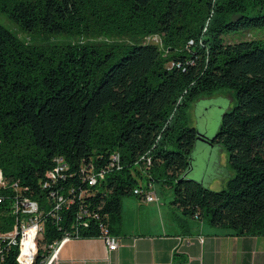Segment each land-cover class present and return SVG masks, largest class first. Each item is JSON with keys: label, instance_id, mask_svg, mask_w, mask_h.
<instances>
[{"label": "trees", "instance_id": "trees-1", "mask_svg": "<svg viewBox=\"0 0 264 264\" xmlns=\"http://www.w3.org/2000/svg\"><path fill=\"white\" fill-rule=\"evenodd\" d=\"M0 11L29 32L127 37L42 47L0 23V264H17L6 237L16 196L41 209L31 264H43L65 231L117 233L120 197L133 194L135 161L146 153L145 184L167 183L183 215L264 236V36L254 28L264 26V0H0ZM220 86L235 103L210 142L224 148L232 173L212 189L187 175L198 139L185 118L193 99ZM113 151L120 167L86 185L89 163L97 169ZM60 156L67 168L50 179ZM59 193L72 200L51 215Z\"/></svg>", "mask_w": 264, "mask_h": 264}, {"label": "crops", "instance_id": "crops-1", "mask_svg": "<svg viewBox=\"0 0 264 264\" xmlns=\"http://www.w3.org/2000/svg\"><path fill=\"white\" fill-rule=\"evenodd\" d=\"M197 141L190 151L192 168L187 175L208 186L211 182L203 178L211 174L206 173L208 164L199 167L202 177L194 175ZM221 154L225 161V153ZM216 162L212 161L209 167L215 168ZM218 180L224 181L222 177ZM150 186L154 190L151 181ZM154 194L156 198L149 201L137 195L136 199H127V215L121 203L120 226L115 233L120 241L116 249L107 251L100 237H73L59 246L53 264H264V236L234 235L229 228L213 226L205 219L175 210L170 201L172 195L165 201L155 191Z\"/></svg>", "mask_w": 264, "mask_h": 264}, {"label": "rangeland", "instance_id": "rangeland-1", "mask_svg": "<svg viewBox=\"0 0 264 264\" xmlns=\"http://www.w3.org/2000/svg\"><path fill=\"white\" fill-rule=\"evenodd\" d=\"M0 23L8 28L11 32H13L19 39L27 42L28 44L39 45L42 47H46L50 44H64L71 42H93L94 44L114 42V41H122L126 40L127 37L120 36L118 33H95L86 31L83 33H41V32H29L21 29L19 25L9 18L4 12L0 11ZM256 31L261 33L264 36V26L254 27ZM255 33L249 30L246 32V35L251 37ZM256 36H259L257 34ZM262 37V36H261ZM155 41H158L157 37H153ZM235 103V95L231 88L228 86H220L214 89L210 94H202L193 99L189 106L186 109V118L185 123L189 126H193L196 130L204 132L207 136H212L214 132L218 129L219 121L221 113L232 107ZM195 143V142H194ZM193 143V146H194ZM211 145L207 147L206 144ZM208 145V146H209ZM197 167L194 171V175L197 177H202V171L199 169L200 166L205 163L208 164L206 173L210 172L211 174L203 176L204 179L208 182H211L209 188L219 189L224 186L225 181L222 183H218V179L222 177L223 180L228 176V172L231 171V167L229 166L226 160V152L224 148L219 143H211L206 142L204 140L198 139L197 141ZM204 147V148H203ZM210 148L211 151L208 149ZM210 154H207V152ZM221 151L225 153V161H223V154ZM219 159H221L219 164ZM212 161H217L216 166H210ZM135 178L138 184H145L146 182V174L143 170H139V174H135ZM193 178V177H191ZM196 179V178H193ZM198 180V179H196ZM151 184L159 198H163L165 201L169 199L172 195V188L165 182H162L161 179L154 178L151 180ZM121 203H123V209L125 210V215L128 213V208L126 205L127 199H136L134 194H124L121 197ZM176 210V207H175ZM127 219L125 218V221ZM179 220H182V217H179Z\"/></svg>", "mask_w": 264, "mask_h": 264}, {"label": "built area", "instance_id": "built-area-1", "mask_svg": "<svg viewBox=\"0 0 264 264\" xmlns=\"http://www.w3.org/2000/svg\"><path fill=\"white\" fill-rule=\"evenodd\" d=\"M150 163L151 158L149 154L146 153L142 157L137 158V160L135 161V166L139 170H143L145 172V170L149 167ZM120 165V154L118 151H113L110 153L108 160L103 166L95 169L92 164L89 163L81 177L86 185H92L100 178H102L106 171L110 169H117L120 167ZM66 168L67 163L60 156L59 162L53 163L51 168L47 170L46 175L48 178L54 179L57 175H62L63 171ZM3 184L4 180L0 171V186H2ZM45 184L46 181L45 183H42V185ZM83 189L86 188H81L78 191V197L83 192ZM132 193L146 201L154 200L156 198L154 190L150 186V182L146 184H137L135 187H133ZM71 200L72 199L70 197H64L60 193L57 194L54 199L53 209L49 211L50 214L54 215L55 211L59 210V208H61L62 206L66 208ZM12 205V212L14 213V222L12 228L6 232V237L9 238V241L11 243H15L17 245V264H31L33 262L34 242L37 239L39 232L43 228L42 221L39 220V214L41 213V209H39L37 201L28 196H16ZM100 229V238L103 241L105 249L107 251L116 249L119 246L120 241L118 235L109 232L104 225H100ZM75 233H77L76 230L72 232L65 231L60 237L53 239L49 243V247L47 248L43 264L55 263L57 260V251L59 246L64 241L73 237H77ZM198 240L201 241V237H198Z\"/></svg>", "mask_w": 264, "mask_h": 264}, {"label": "water", "instance_id": "water-1", "mask_svg": "<svg viewBox=\"0 0 264 264\" xmlns=\"http://www.w3.org/2000/svg\"><path fill=\"white\" fill-rule=\"evenodd\" d=\"M196 139H200V140H204L206 142H210L211 137L207 136L204 132L197 130Z\"/></svg>", "mask_w": 264, "mask_h": 264}, {"label": "bare ground", "instance_id": "bare-ground-1", "mask_svg": "<svg viewBox=\"0 0 264 264\" xmlns=\"http://www.w3.org/2000/svg\"><path fill=\"white\" fill-rule=\"evenodd\" d=\"M41 231H42V230H41ZM41 231L39 232V235H40ZM39 235H38V237H39Z\"/></svg>", "mask_w": 264, "mask_h": 264}]
</instances>
